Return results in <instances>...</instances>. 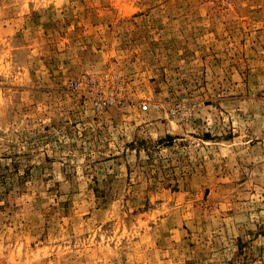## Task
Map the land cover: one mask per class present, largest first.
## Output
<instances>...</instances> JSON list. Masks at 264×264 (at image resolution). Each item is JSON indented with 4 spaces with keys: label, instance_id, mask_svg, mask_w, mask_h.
Here are the masks:
<instances>
[{
    "label": "rangeland",
    "instance_id": "rangeland-1",
    "mask_svg": "<svg viewBox=\"0 0 264 264\" xmlns=\"http://www.w3.org/2000/svg\"><path fill=\"white\" fill-rule=\"evenodd\" d=\"M0 264H264V0H0Z\"/></svg>",
    "mask_w": 264,
    "mask_h": 264
},
{
    "label": "built area",
    "instance_id": "built-area-1",
    "mask_svg": "<svg viewBox=\"0 0 264 264\" xmlns=\"http://www.w3.org/2000/svg\"><path fill=\"white\" fill-rule=\"evenodd\" d=\"M143 107H144V108H147V107H148V104H147V103H144V104H143Z\"/></svg>",
    "mask_w": 264,
    "mask_h": 264
}]
</instances>
